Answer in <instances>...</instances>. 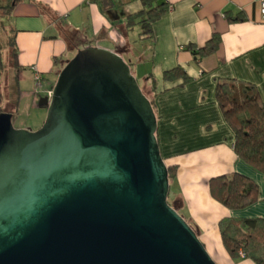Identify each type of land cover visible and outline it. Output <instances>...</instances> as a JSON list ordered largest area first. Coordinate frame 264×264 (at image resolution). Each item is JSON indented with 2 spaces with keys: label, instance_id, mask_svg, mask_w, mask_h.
Returning <instances> with one entry per match:
<instances>
[{
  "label": "water",
  "instance_id": "obj_1",
  "mask_svg": "<svg viewBox=\"0 0 264 264\" xmlns=\"http://www.w3.org/2000/svg\"><path fill=\"white\" fill-rule=\"evenodd\" d=\"M43 125L0 113V264H217L168 201L158 120L117 52L79 49Z\"/></svg>",
  "mask_w": 264,
  "mask_h": 264
},
{
  "label": "crops",
  "instance_id": "obj_2",
  "mask_svg": "<svg viewBox=\"0 0 264 264\" xmlns=\"http://www.w3.org/2000/svg\"><path fill=\"white\" fill-rule=\"evenodd\" d=\"M166 11L154 23V36H142L141 0H0V107L16 127L37 129L45 122V98L79 49L94 46L119 53L130 65L158 120L157 138L167 165H177L169 198L197 231L218 264H253L231 258L219 230L224 217L264 218V172L239 158L235 133L216 100L217 79L255 85L264 101V22L259 0H154ZM215 52L196 57L213 35ZM18 66H13L10 38ZM6 43V44H5ZM4 45V46H3ZM33 66L43 77L34 92ZM181 66L191 77L166 80L164 71ZM239 172L259 187L256 201L231 209L212 193L216 177Z\"/></svg>",
  "mask_w": 264,
  "mask_h": 264
},
{
  "label": "trees",
  "instance_id": "obj_3",
  "mask_svg": "<svg viewBox=\"0 0 264 264\" xmlns=\"http://www.w3.org/2000/svg\"><path fill=\"white\" fill-rule=\"evenodd\" d=\"M141 1L148 9L129 19L134 22L140 18L141 35L153 37V25L166 11V7L161 4L153 6L154 0ZM219 44L220 37L215 34L206 46L196 49L188 45L187 48L196 57H203L215 52ZM9 46L13 66L17 67L18 49L14 37L10 38ZM179 77L183 79V84L191 80L181 66L164 71L166 80ZM215 95L225 120L235 133L234 150L237 156L264 172V101L259 89L236 79H217ZM3 111L0 107V113ZM11 113L14 114V111ZM177 168V165H168L170 181L175 177ZM211 189L213 195L225 206L242 209L256 201L259 187L247 175L233 172L213 179ZM173 206L176 207L175 204ZM219 230L222 243L231 258H247L253 264H264V218L224 217L219 223Z\"/></svg>",
  "mask_w": 264,
  "mask_h": 264
},
{
  "label": "built area",
  "instance_id": "obj_4",
  "mask_svg": "<svg viewBox=\"0 0 264 264\" xmlns=\"http://www.w3.org/2000/svg\"><path fill=\"white\" fill-rule=\"evenodd\" d=\"M261 19L264 22V0H259ZM34 70V92L39 93L43 89V77L42 74L37 70L36 66H33ZM53 90L48 91L47 97H52Z\"/></svg>",
  "mask_w": 264,
  "mask_h": 264
},
{
  "label": "rangeland",
  "instance_id": "obj_5",
  "mask_svg": "<svg viewBox=\"0 0 264 264\" xmlns=\"http://www.w3.org/2000/svg\"><path fill=\"white\" fill-rule=\"evenodd\" d=\"M7 38H5V34H4V32H2V31H0V41H1V43H3V42H6L5 40H6ZM4 44V43H3ZM6 44V43H5ZM4 46V45H3ZM143 90V89H142ZM144 92V91H143ZM145 94V93H144ZM16 123V125H18L19 124V122H15ZM14 124V123H13ZM16 125L14 124V126L16 127ZM18 128V127H17ZM38 128H40V127H38ZM37 128V129H38ZM27 129V128H26ZM37 129H34V130H37ZM31 130H33V129H31ZM168 201H169V203L171 204V205H173L174 204V202L171 200V198H168ZM212 256V255H211ZM231 257V256H230ZM213 258V257H212ZM214 259V258H213ZM215 260V259H214ZM237 262H238V260H240V259H235ZM216 262V261H215ZM218 264V263H217Z\"/></svg>",
  "mask_w": 264,
  "mask_h": 264
}]
</instances>
